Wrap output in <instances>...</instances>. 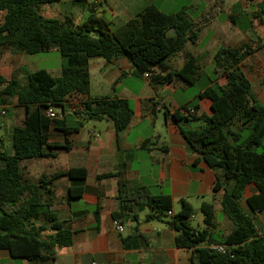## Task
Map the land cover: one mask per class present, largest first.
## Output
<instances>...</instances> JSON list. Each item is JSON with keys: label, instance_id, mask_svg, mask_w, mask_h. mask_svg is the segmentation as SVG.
Segmentation results:
<instances>
[{"label": "trees", "instance_id": "1", "mask_svg": "<svg viewBox=\"0 0 264 264\" xmlns=\"http://www.w3.org/2000/svg\"><path fill=\"white\" fill-rule=\"evenodd\" d=\"M60 1L0 0V12H5L0 24V48L29 55L57 48L62 58L59 77L45 69L28 74L23 82L0 75V103H4V97H15L25 109L23 125L16 127L12 134L13 152L0 150V249L8 250L13 258L29 261L51 259L56 248L72 244V233L42 200L46 179L25 182L21 162L49 158L53 156V149L69 148L68 138L64 143L48 141L51 128L69 135L79 131L85 121L108 118L117 131H122L134 115L130 100L101 98L83 102L82 109L73 114L74 122L64 117L69 96L90 92V59L102 57L111 61L126 57L141 76L160 67L161 73L150 78L153 86L174 80L193 86L198 78L199 61L192 55L177 71H168L166 65L171 56L187 43L196 42L198 37L184 10L169 14L156 5H149L116 28L104 15L92 12L82 24L73 26L42 14L43 5ZM73 2L86 6L85 0ZM173 28L174 36L169 33ZM262 46L264 48V44ZM239 60L237 50L218 49L213 62L215 69L225 76V84L212 83L206 87L196 102L189 103L190 108L184 107L188 111L186 116L180 111L172 114L188 150L196 155L195 162L203 161L212 169H220L224 180L233 183L230 190L225 189L221 199V211L233 224L228 235L223 236L218 230L214 203L201 204L202 228L191 225L193 208L187 201L182 202L178 213L170 215L168 222L177 233L176 245L192 250V264H264V234L259 233L253 218L239 203L246 187L253 184L257 192L247 199V204L254 213L264 210V104L252 93L250 81L238 66ZM203 98L211 100V115H197V101ZM55 107L63 109V113L58 118H49L47 110ZM194 120L200 123L198 129L181 124ZM62 175L82 181L87 171L72 168L53 177ZM221 188L223 184L219 179L214 191ZM82 192L81 186L71 187L69 196L78 198ZM136 197L150 210L146 221L163 220L172 211L169 195L135 194L122 199L121 208L113 213V219L120 222L134 219L135 216L127 214L130 208L126 203ZM210 243L230 246L235 257L231 259L210 251L206 248Z\"/></svg>", "mask_w": 264, "mask_h": 264}, {"label": "crops", "instance_id": "2", "mask_svg": "<svg viewBox=\"0 0 264 264\" xmlns=\"http://www.w3.org/2000/svg\"><path fill=\"white\" fill-rule=\"evenodd\" d=\"M178 1L85 0L86 6L80 7L89 12L80 16L67 10L62 13L64 3L78 6L73 0H61L41 7L44 16L73 26L82 24L92 12L106 16L108 7L112 18L118 19L115 23L111 20L113 27L122 25L149 5H156L169 14L184 10L198 37L196 42L187 43L171 56L166 65L168 71H177L192 55L199 61L198 78L193 86H187L180 80L153 86L150 79L136 73V68L126 57L111 61L102 57L91 58L90 92L69 96L64 117L74 122L76 116L73 114L82 109L83 102L101 98L130 100L134 115L122 131H117L108 118L85 121L79 131L69 135L49 129L50 143H64L68 138L69 148H55L49 158L24 160L21 172L28 183L46 179L42 200L71 231L72 244L56 248L48 260L16 259L8 250L0 249V264H192V250L176 245L177 233L168 222L170 215L163 220L146 221L150 210L143 206L140 197L126 203L130 208L127 214L135 218L123 220L121 223L125 230L117 231L113 213L120 210L123 198L128 199L135 194L169 195L173 215L180 211L183 201L192 206L194 213L195 207L211 197L218 230L223 236L230 233L233 224L225 218L219 221L217 212H222V196L233 183L224 180L220 169H212L203 161L195 162L196 155L188 150L172 114L180 111L186 116L184 107L190 108L189 103L196 102L206 87L212 83L225 84V76L215 69L213 62L216 51L222 47L238 51V66L250 81L252 93L264 104V0H192L190 6L198 7L195 18L187 14L185 3ZM0 13L5 15L4 11ZM25 54L0 48V75L7 80L14 78L23 82L28 74L38 70H28L30 63ZM61 66L62 58L59 68L45 70L59 77ZM157 73H161V68H152L151 76ZM196 85L199 86L198 92L189 93ZM197 104V115L212 114L210 99L203 98ZM3 109L6 110L5 116L1 115ZM57 113L60 115L63 109ZM24 119L25 109L17 99L4 97V103H0V150L13 152L12 134L16 127L23 125ZM197 122L183 121L181 124L194 129ZM72 168L85 169L86 179L73 180L67 175L53 177ZM108 174L112 176H104ZM219 179L223 188L214 191ZM78 186L83 188L82 194L78 198H70V188ZM256 192L255 185L250 184L239 203L247 215L260 218L256 226L259 233L264 234V210L254 213L247 204V199Z\"/></svg>", "mask_w": 264, "mask_h": 264}, {"label": "rangeland", "instance_id": "3", "mask_svg": "<svg viewBox=\"0 0 264 264\" xmlns=\"http://www.w3.org/2000/svg\"><path fill=\"white\" fill-rule=\"evenodd\" d=\"M171 2H173L174 0H170ZM178 2H184L185 6L188 8L187 9V14L189 16H191L192 18H195L198 15V7H194V5L190 6V2H192V0H180ZM61 7V6H60ZM62 8H63V14L64 11H70L71 13H74L76 16H80L82 13H87L89 12V10H84L82 9L79 5L78 6H71V4H67L64 3L62 4ZM107 10H109L106 14V18L111 21L113 20L114 23L117 22L118 19L112 18V12L111 10L106 7ZM262 10V9H260ZM48 13H51V11H49ZM88 14V13H87ZM3 14L0 13V22L3 20ZM78 18V17H76ZM77 20V19H76ZM120 26V25H117ZM116 25H112L113 28L117 27ZM26 58H27V62L30 63L28 70H36V69H49L51 71L57 69L60 67V60H61V56L58 50H54L52 49L49 52H45V53H41V54H36V55H29V54H25ZM205 65V64H204ZM199 86L196 85L194 87L191 88L189 93H195L198 92ZM55 110L57 112H62V109L60 107H55ZM200 127V123L197 122L194 124V129H198ZM207 203H213V199L211 197H209L208 199H206ZM201 205H199L198 207H195V211L192 215L191 218V225L194 228H201V226L203 225V214L200 210ZM217 218L219 221L222 220V218L228 219L222 212H217ZM255 224L259 223L260 218L259 217H252ZM264 218V217H263ZM262 227L264 228V223L262 224Z\"/></svg>", "mask_w": 264, "mask_h": 264}, {"label": "built area", "instance_id": "4", "mask_svg": "<svg viewBox=\"0 0 264 264\" xmlns=\"http://www.w3.org/2000/svg\"><path fill=\"white\" fill-rule=\"evenodd\" d=\"M144 76H145L146 79H150L151 78V74L150 73H145ZM183 112L186 115L188 114L187 110L183 109ZM191 112H193V111L191 110ZM46 114H47V116L49 118H52V119L58 118L60 116L57 113V111H55V109H53V108H49L47 110ZM1 115L5 116L6 115V110L3 109L1 111ZM169 215H173L172 211L169 212ZM113 224H114V226H115V228L117 229L118 232H123L125 230L123 224L119 220H114L113 219ZM206 248L209 249L212 252L219 253V254H222V255H227L231 259H233L235 257L234 253L231 250V247L228 246V245H225V244L210 243V244L206 245ZM93 264H96V263H93Z\"/></svg>", "mask_w": 264, "mask_h": 264}, {"label": "water", "instance_id": "5", "mask_svg": "<svg viewBox=\"0 0 264 264\" xmlns=\"http://www.w3.org/2000/svg\"><path fill=\"white\" fill-rule=\"evenodd\" d=\"M169 33L174 36L176 34V30L173 28L169 31ZM95 38H97V36H94Z\"/></svg>", "mask_w": 264, "mask_h": 264}]
</instances>
